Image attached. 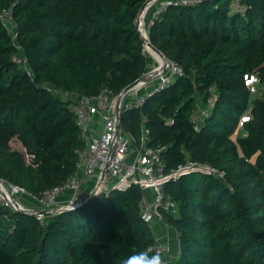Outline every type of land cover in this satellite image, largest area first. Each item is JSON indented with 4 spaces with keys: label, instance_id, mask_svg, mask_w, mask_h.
Listing matches in <instances>:
<instances>
[{
    "label": "trees",
    "instance_id": "trees-1",
    "mask_svg": "<svg viewBox=\"0 0 264 264\" xmlns=\"http://www.w3.org/2000/svg\"><path fill=\"white\" fill-rule=\"evenodd\" d=\"M145 1L0 0V9L12 7L17 32L13 39L0 20V128L18 134L31 155L28 161L0 138L2 179L40 195L76 172L84 141L69 94L96 95L107 85L119 95L147 72L153 57L137 26ZM236 1L199 0L156 17L152 44L185 74L122 111L132 144L147 127L167 172L188 158L224 172L194 171L165 184L179 206L177 216L163 215L179 234L178 264H264V91L252 98L258 89L245 81L255 74L264 85V0ZM16 43L31 71L12 59ZM211 85L218 100L196 131L191 116ZM143 194L138 185L116 188L47 213L45 225L32 212L0 205V264H119L140 250L151 256L156 236L141 216Z\"/></svg>",
    "mask_w": 264,
    "mask_h": 264
},
{
    "label": "built area",
    "instance_id": "built-area-1",
    "mask_svg": "<svg viewBox=\"0 0 264 264\" xmlns=\"http://www.w3.org/2000/svg\"><path fill=\"white\" fill-rule=\"evenodd\" d=\"M199 0H152L142 14L138 15V29L144 37H149V27L154 19L164 13L171 6L195 5ZM151 17L147 25L148 11ZM0 20L6 22L13 39L16 38V24L13 17L12 7L0 9ZM144 50L149 52L148 46L144 44ZM151 53V52H150ZM12 59L24 68L28 66V59L23 48L16 43V50ZM160 62V61H159ZM162 62L153 68L160 70L157 77L159 85L150 89L147 94H142L140 89L147 87L149 82L131 89L122 99L120 105L121 124L118 126L116 112L117 97L114 90L109 86H102L96 95H79L71 104L75 113L77 123L81 131V138L84 147L78 152L76 172L61 184H57L44 191L40 195H33L31 192L22 189L18 185L4 179L0 181V205L21 209L36 214L40 224H46V213L37 212L36 208L25 204L21 194L25 193L37 200L43 209H57L62 212L85 203L91 195L105 194L116 188H125L138 185L144 190L140 202L142 218L151 224L153 221L162 220L164 212L173 215L179 214L178 203L170 198L164 191L165 184L170 180H176L184 174L191 172H203L216 174L223 177L224 172L219 171L208 163L188 158L184 163L169 172L166 171V164L162 160V147H154L149 144L150 130L143 127L139 143L132 144L133 138L122 124V111L125 109L143 105L146 97L152 95L171 84L175 76H183L185 69L177 60L168 58L166 71H161ZM246 84L251 91H256V82L259 78L255 74L245 75ZM218 92L215 85L208 88L204 102H200L191 116L196 131H200L206 119L212 114ZM250 114L241 117L240 126L249 121ZM171 123V122H168ZM28 161L31 155L26 153ZM66 193L69 196L63 197ZM66 196V195H65ZM53 213V212H52ZM168 230L171 227L165 223ZM177 242L180 245L179 234L176 231ZM153 255L159 253L163 256L166 264H169L170 247L159 238L148 247ZM179 252H181L179 250ZM178 258L172 264H178Z\"/></svg>",
    "mask_w": 264,
    "mask_h": 264
},
{
    "label": "rangeland",
    "instance_id": "rangeland-1",
    "mask_svg": "<svg viewBox=\"0 0 264 264\" xmlns=\"http://www.w3.org/2000/svg\"><path fill=\"white\" fill-rule=\"evenodd\" d=\"M238 4H239V3H238V0H237V1H236V5H238ZM148 24H149V18H147V25H148ZM11 30H13V29H10V31H11ZM150 51H151V50H150ZM151 52H152V51H151ZM152 57H153V60H152V62L149 64V66H148V68H147V72H148L149 70H152L153 68H155V66H158L160 62H162V59H161V58H158L154 53H153V54H150L149 61H151ZM159 61H160V62H159ZM23 68H24V67H23ZM25 69L28 70V71H31L29 65H28L27 68H25ZM151 82H153L152 84L155 85V86H157V88H158V85H159V79H158V78H155V79L151 80V81L149 82V84H150ZM148 86H149V85H148ZM148 86H147V87H142L141 89H143V88H148ZM256 87H257L258 90H257L256 93H254V96H252V98H254L255 96H257V97H258V96H262V94H263V91H264V85H263L262 83L258 82V83L256 84ZM141 89H140V92H141ZM141 93H142V92H141ZM57 94L60 95V96L63 97V98L67 97L65 94L60 93V92H58ZM9 130H12V129H9ZM11 132H12V131H11ZM11 132L8 131V130H5V129L0 128V138L2 139V141L4 140V141H6V142L8 143V145H9V149H11V150H18V151H20V152L26 154V147L24 146L23 142H22L21 139L19 138L18 134H16V133H12V134H11ZM235 137H237V135H236ZM21 199L23 200V202H29L30 200H32L33 202H36L35 199L31 198L29 195H27V194H25V193L21 194ZM33 202H31V203H27V204L30 205V206H31V205H32V206L37 205V206H38V209H42V206H41V205H39V204H37V203H33ZM154 222H155V221H153L151 224H153ZM151 224H150V225H151ZM164 233L167 234V236L170 234V233L168 232V228H167L166 225H165V231H164Z\"/></svg>",
    "mask_w": 264,
    "mask_h": 264
},
{
    "label": "water",
    "instance_id": "water-1",
    "mask_svg": "<svg viewBox=\"0 0 264 264\" xmlns=\"http://www.w3.org/2000/svg\"><path fill=\"white\" fill-rule=\"evenodd\" d=\"M152 0H146L144 2V4L142 5L141 9H140V12L139 14H142L146 7L151 3ZM137 25H138V18H137ZM142 37V41L143 43L146 45V46H151L154 51H156L163 59V63L161 64L160 68H161V71L162 72H165L166 71V63L168 61V57L159 49L157 48L154 44H152L151 40L149 37H144L143 35L141 36ZM151 51L149 50V53ZM150 54H153L152 52ZM160 74V70H149L148 72H146L145 74H143L141 77H139L138 79H136L134 82H132L131 84H129L128 86H126L122 91L121 93L118 95L117 97V108H116V112H117V116H118V126L121 124V119H120V113H121V110H120V105H121V102H122V99L123 97L133 88L139 86V85H142V84H145L147 82H150L151 80L157 78ZM2 180V178L0 177V181ZM95 197V195H91L90 198L83 204H86L88 203L90 200H92L93 198ZM37 212H43V213H52V212H57L58 210L57 209H52V210H49V209H36Z\"/></svg>",
    "mask_w": 264,
    "mask_h": 264
},
{
    "label": "crops",
    "instance_id": "crops-1",
    "mask_svg": "<svg viewBox=\"0 0 264 264\" xmlns=\"http://www.w3.org/2000/svg\"><path fill=\"white\" fill-rule=\"evenodd\" d=\"M150 17H151V12H150V9H149V11H148L149 20H150ZM152 83L153 82H151L149 84L148 88L141 89L142 94H144V95L147 94V92L155 86ZM69 95H70L69 97H71L73 100H76L79 97V95H76V94H72V95L69 94ZM65 195H63L64 198L65 197L67 198L69 196L68 193H66ZM31 202H33V201L30 200L29 202H25V204L31 203ZM33 203H37L38 204L37 200H36V202H33ZM32 207L38 209L37 205H34ZM151 227L153 229V232H154L156 238H159L165 244H169V247H170V255L168 256L169 257V264H172L173 261L175 259L179 258V256H180V252H179L180 245L177 242L176 230L171 228L170 230H168V232L170 234L167 236V234L164 233V231H165V223L162 220H156L153 224H151Z\"/></svg>",
    "mask_w": 264,
    "mask_h": 264
},
{
    "label": "clouds",
    "instance_id": "clouds-1",
    "mask_svg": "<svg viewBox=\"0 0 264 264\" xmlns=\"http://www.w3.org/2000/svg\"><path fill=\"white\" fill-rule=\"evenodd\" d=\"M119 264H166V262L159 253L150 256L146 250H140L121 258Z\"/></svg>",
    "mask_w": 264,
    "mask_h": 264
},
{
    "label": "bare ground",
    "instance_id": "bare-ground-1",
    "mask_svg": "<svg viewBox=\"0 0 264 264\" xmlns=\"http://www.w3.org/2000/svg\"><path fill=\"white\" fill-rule=\"evenodd\" d=\"M148 49L151 50L152 53H154L158 58L162 59V57L156 51H154V49L151 46H148ZM162 63H163V59H162Z\"/></svg>",
    "mask_w": 264,
    "mask_h": 264
}]
</instances>
